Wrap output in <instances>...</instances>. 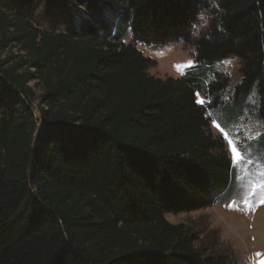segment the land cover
<instances>
[{"label": "trees", "instance_id": "trees-1", "mask_svg": "<svg viewBox=\"0 0 264 264\" xmlns=\"http://www.w3.org/2000/svg\"><path fill=\"white\" fill-rule=\"evenodd\" d=\"M213 2L0 0V264H238L165 219L232 186L224 142L195 104L227 79L205 90L203 70L239 60L232 100L255 91L264 132V0ZM204 11L196 67L149 75L135 45L191 43Z\"/></svg>", "mask_w": 264, "mask_h": 264}, {"label": "rangeland", "instance_id": "rangeland-1", "mask_svg": "<svg viewBox=\"0 0 264 264\" xmlns=\"http://www.w3.org/2000/svg\"><path fill=\"white\" fill-rule=\"evenodd\" d=\"M211 5L214 7V2ZM201 15L204 16V20L199 21L196 26V34L193 35L191 43L176 42L161 48L135 45L141 55L149 59L147 68L149 75L160 79H175L183 76L185 66L189 61H193L194 41L203 36L208 28L210 16L207 11ZM123 41L130 43L129 35ZM15 51L16 49H13V53ZM224 61H231V63H222ZM224 61L215 64L209 68L210 70L202 71L205 90L208 89L210 83L220 81L217 84L221 85L223 79H227L226 85L216 93L207 90L209 95L200 94V98L205 101L208 130L214 138H224V146L229 158L231 157L227 142L229 138L238 137L237 142L241 148L251 143L253 163L241 165L238 172L234 171L230 191L213 206L189 213L167 214L165 219L171 224L184 225L196 238L195 248L205 255L233 254L238 264H261L264 262V228L260 229L258 225L262 222L264 204L258 207L256 205L264 199V162L258 160L255 153L257 150H264V145L261 144V135L255 140L249 138L257 132H262L263 125L260 121L259 124L256 123V111L253 105L247 104V98L239 104L232 100L233 88L241 80L240 63L235 57H229ZM177 66H180L179 70ZM34 93L35 96L31 99V109L37 115L40 105L38 88L35 87ZM225 96L231 98L227 107L223 106ZM245 107L252 110L251 120H249V113L243 111ZM225 114L237 123L227 129L213 126L214 120L223 124ZM262 143H264L263 140ZM245 200L251 206L245 204ZM257 253L260 255L257 256Z\"/></svg>", "mask_w": 264, "mask_h": 264}, {"label": "snow or ice", "instance_id": "snow-or-ice-1", "mask_svg": "<svg viewBox=\"0 0 264 264\" xmlns=\"http://www.w3.org/2000/svg\"><path fill=\"white\" fill-rule=\"evenodd\" d=\"M215 6V4H214ZM204 20V16L201 15L198 17V21H203ZM193 35L196 34V25H193ZM222 63H226V64H230L231 61H224ZM180 66H177L178 70H179ZM196 67V62L195 61H189L187 63V65L184 68V71L182 72V75L187 74L189 69H193ZM196 100H195V104L198 105H204L205 101L200 98V93L197 92L196 93ZM254 97H256V99H254ZM230 97L225 96L223 98V106L227 107L228 106V102L230 101ZM247 104L253 105L254 106V110L258 112V108H259V98L257 97V93L255 91H253L248 97H247ZM243 111L245 113H249V120L252 119L250 113L252 110H250L249 108L245 107L243 109ZM237 123L236 120H232L230 117L227 116V114H225L224 117V121L223 124L218 123L217 121H213V126L215 127H224L225 129H227L228 127L234 126ZM256 123L259 124V118L256 117ZM261 134H264V132H257L254 136H251L249 139L250 140H255L257 139ZM238 137L237 138H229L227 140L230 150H231V157L229 159V167L232 171H237L239 170V168L241 167V165H245V164H252L253 163V157H252V148L253 145L251 143H247L243 146V148H241L238 144ZM221 142H224V138H221ZM258 148V146H257ZM256 157L258 158V160H261L262 162H264V150H257L255 153ZM245 204H247L248 206H251L250 204H248V201L245 200L244 201ZM260 204H264V199H261L258 204L256 205L257 207ZM231 206V205H229ZM260 253H257V256H259ZM261 264H264V262H261Z\"/></svg>", "mask_w": 264, "mask_h": 264}, {"label": "bare ground", "instance_id": "bare-ground-1", "mask_svg": "<svg viewBox=\"0 0 264 264\" xmlns=\"http://www.w3.org/2000/svg\"><path fill=\"white\" fill-rule=\"evenodd\" d=\"M262 215H260V217H261ZM259 228L260 229H262V228H264V215H263V217H262V222L261 223H259Z\"/></svg>", "mask_w": 264, "mask_h": 264}]
</instances>
